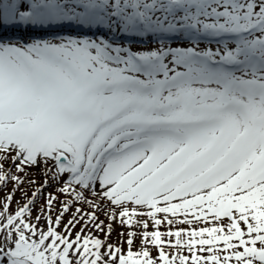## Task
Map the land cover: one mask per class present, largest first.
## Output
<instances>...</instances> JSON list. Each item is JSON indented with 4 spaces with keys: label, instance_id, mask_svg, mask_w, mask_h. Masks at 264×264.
Segmentation results:
<instances>
[{
    "label": "snow or ice",
    "instance_id": "1",
    "mask_svg": "<svg viewBox=\"0 0 264 264\" xmlns=\"http://www.w3.org/2000/svg\"><path fill=\"white\" fill-rule=\"evenodd\" d=\"M0 264H264V0H0Z\"/></svg>",
    "mask_w": 264,
    "mask_h": 264
}]
</instances>
